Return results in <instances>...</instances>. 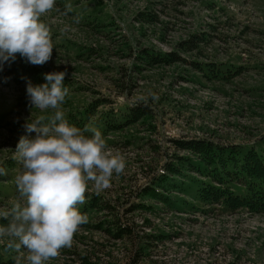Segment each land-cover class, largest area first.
Segmentation results:
<instances>
[{
	"label": "rangeland",
	"instance_id": "374dc122",
	"mask_svg": "<svg viewBox=\"0 0 264 264\" xmlns=\"http://www.w3.org/2000/svg\"><path fill=\"white\" fill-rule=\"evenodd\" d=\"M40 19L52 35L51 59L36 66L17 54L0 71V167L7 173L0 175V210L18 196L16 144L35 135L26 132V121L52 115L26 95L27 82L46 83L45 73L67 72L66 119L81 129L97 127L126 165L108 189L97 192L88 182L86 203L77 205L88 222L71 247L45 264H132L136 257L137 264H264V211L201 200L198 189L213 183L206 170L184 166L175 177L179 190H160L170 196L167 203L155 190L139 195L163 164H180L172 155L197 163L195 153L170 139L264 150V0H56ZM136 108L149 113L140 110L124 124ZM213 184L247 193L234 180ZM91 200L106 208L84 210ZM133 204L142 206L129 211ZM7 222L0 218V225ZM112 222L132 227V234L115 237L100 228ZM7 239L0 238V254L29 264L26 250H6Z\"/></svg>",
	"mask_w": 264,
	"mask_h": 264
},
{
	"label": "clouds",
	"instance_id": "9594fccd",
	"mask_svg": "<svg viewBox=\"0 0 264 264\" xmlns=\"http://www.w3.org/2000/svg\"><path fill=\"white\" fill-rule=\"evenodd\" d=\"M55 4L56 0H0V71L17 54L36 66L51 59L52 35L40 18ZM71 10L66 4L62 14ZM66 76V71H53L44 74L46 83L26 84L30 105L53 111L26 121V132L35 135H22L16 144L22 165L15 177L18 196L11 208L0 210V218L8 221L0 225V238H8L6 250L22 255L21 249L26 250L29 264H45L71 247L74 234L88 222L77 208L86 203L88 182L97 192L108 189L113 174H122L126 166L124 156L106 144L97 127L81 129L68 122L62 110L69 95ZM6 174L0 167V175Z\"/></svg>",
	"mask_w": 264,
	"mask_h": 264
},
{
	"label": "trees",
	"instance_id": "16d2710c",
	"mask_svg": "<svg viewBox=\"0 0 264 264\" xmlns=\"http://www.w3.org/2000/svg\"><path fill=\"white\" fill-rule=\"evenodd\" d=\"M148 57L153 62L166 61L170 58L168 55L164 57H157L156 55ZM175 60V59H171ZM170 61V60H169ZM135 110V111H134ZM143 109H130L129 118L124 124L134 122ZM144 114L149 111L143 110ZM124 124L118 125L121 128ZM175 148L189 150L196 154L197 163L188 157L173 156L180 164L166 162L163 164L162 172L152 179V185L146 186L140 194L155 190L156 197L159 200L168 202L170 196L161 193V189L165 190L166 185H172L176 190H179L180 185L176 184L175 177L183 176V167L192 172H200L206 170L205 175L211 178L213 183L218 185L224 184L227 180H234L246 187L247 193L244 195L234 194L228 188H221L213 183H205L198 189V195L203 201L218 202L222 200L227 207L235 209L238 207H246L250 211L263 212L264 211V150L259 153L254 147H249L246 150L239 145H219L205 139H189L176 140L170 139ZM264 144V138L262 140ZM203 165L205 169H201ZM139 204L131 205L128 210H135L141 208ZM85 208H96L103 210L106 207L95 201H90L89 205L83 206ZM101 225L98 224L97 228ZM113 226V227H112ZM108 234L115 237L130 236L132 234V227L123 225L119 222H112L109 227H100ZM132 264H137L138 258L133 259ZM10 258H4L0 254V264H11Z\"/></svg>",
	"mask_w": 264,
	"mask_h": 264
}]
</instances>
